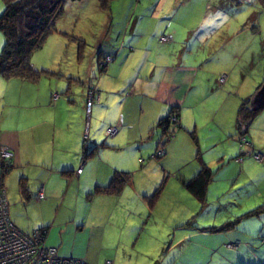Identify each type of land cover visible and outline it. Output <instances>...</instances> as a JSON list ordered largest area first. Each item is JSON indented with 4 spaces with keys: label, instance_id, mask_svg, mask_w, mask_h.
Returning <instances> with one entry per match:
<instances>
[{
    "label": "crops",
    "instance_id": "1",
    "mask_svg": "<svg viewBox=\"0 0 264 264\" xmlns=\"http://www.w3.org/2000/svg\"><path fill=\"white\" fill-rule=\"evenodd\" d=\"M133 1L128 0L130 4ZM167 3L173 4V8L166 9ZM135 4L132 20L126 17L120 21L126 29L124 41L130 45L129 50L124 48L112 54V50L102 53L99 48L95 54L100 67L98 74L91 62L76 75L52 72L36 82L0 77V148L12 152V157L4 162L10 169L2 179L0 176V187L6 192L10 218L26 233L44 229L46 246L55 247L59 256L81 259L87 264L139 263L132 254L140 257L136 249L149 244H143L150 231L145 201L148 205L154 186L152 181L162 179L172 161L177 171L189 166V178L200 169V163L191 159L198 158L197 150L201 152L200 162L211 166L219 162L222 165L244 163L247 157L251 158V152L258 149L262 153L259 162L264 164V108L255 117L262 118L261 129L251 133L254 119L244 133L249 141L246 145L240 141L235 115L231 126H227L224 118L227 116L219 109L211 118L199 115L192 108L196 106L194 88L202 80L198 77L199 64L196 59L188 60L193 51L183 45L193 40L195 46L204 47L202 42L206 41V45L211 42L206 53L211 54L217 45L223 49L235 42L237 32L246 35L250 31L261 37L264 10L255 0L236 10L230 3L223 7L212 0H208V5L205 0H136ZM204 4L207 10L212 6L215 14L197 17L195 8L202 10ZM146 19H150L152 28L162 26L169 36L140 30ZM107 21L111 28L113 18ZM176 23L184 28L179 33L175 30ZM220 29L223 30L218 34ZM217 34L221 41L215 45L214 35ZM163 36L168 40L163 41ZM141 38L150 39L142 49L144 62L131 68L117 63L125 50L128 58L136 52L134 40ZM245 51L253 49L245 48ZM251 54V67L256 59L264 63L261 42L259 54ZM102 56H112L103 70L98 61ZM232 75L233 71L229 70L227 81L222 83L231 94L221 92L225 101L234 100L237 113L241 101L254 94L263 77L250 78L245 90L244 75L236 82ZM218 83L217 80L215 84ZM89 103L90 110L87 109ZM172 107L179 108L182 128L164 145L162 157L156 159L160 157L156 154L160 146L156 125ZM111 127L116 130L108 134ZM189 131L194 132L196 145ZM220 144H226V148H221ZM248 145L250 147H246ZM152 154H156L155 157ZM188 158L192 162H187ZM147 167L155 170L153 174H149ZM114 172L133 176L116 195L94 193L95 187L109 184ZM175 202L174 208L178 210ZM138 205H141L139 211ZM135 214H138L136 218ZM171 218L170 230L182 226L179 211ZM191 223L197 230L198 223L195 220ZM156 228L153 234L157 242L163 239L177 245L182 243V235L174 232L171 238L168 231L159 227L156 231ZM227 238L240 239V236L227 235ZM165 241H161L160 248Z\"/></svg>",
    "mask_w": 264,
    "mask_h": 264
},
{
    "label": "rangeland",
    "instance_id": "2",
    "mask_svg": "<svg viewBox=\"0 0 264 264\" xmlns=\"http://www.w3.org/2000/svg\"><path fill=\"white\" fill-rule=\"evenodd\" d=\"M135 1L130 4L128 0H110L108 9L104 11L99 8L97 0H67L64 6V14L55 24L57 32L51 34L52 36L50 35L51 37L47 39L46 43L33 53L32 66L34 65L37 70L44 69L51 73L76 75L79 70L84 67L87 68L92 62L96 74H98L97 68L100 69V67L95 54L99 48L102 53H105L107 49L112 50V54L124 48L129 50L130 45L124 41L126 29L120 21H124L126 17L127 20H132L136 6ZM143 1L148 2V0ZM181 1L183 2V0ZM203 1L201 0V2ZM213 1L223 7L225 4L230 3L234 6L232 9L236 10L238 7L242 9L243 6L248 5L250 0ZM205 3L208 5V0H205ZM206 5L204 4L205 7H202V10L195 8L197 17L215 14L213 7L210 6L207 10ZM169 8H173V4L167 3L166 9ZM3 10L4 2L0 0V15ZM156 14L157 12H154L153 15L156 16ZM111 17L113 18V24L109 28L107 20ZM149 22L150 19H146L140 30H145V33H156L158 31L161 35L169 36L162 26L156 25L155 28H152ZM212 27L214 29L216 24ZM183 29L181 24L176 23L175 30L177 33ZM222 30L220 29L218 34ZM60 32L67 34V36H63ZM218 34L214 35V44L221 41V36ZM235 35V42H231L223 49H220L217 45V49L215 48L211 54H206L209 52L211 42L208 45H206V41L202 42L204 47L195 46L192 43L193 40L190 43L185 42L183 44L192 48L193 52L188 60L190 62H194L195 59L198 61V77L202 79L198 81L199 86L194 88L196 90V106H192V108L202 117L207 116L206 118H211V115L219 109L224 116H227L224 117L227 126H231L234 115L236 117L235 102L232 98L225 101L221 90H224V94H231V91L227 85L222 86L219 79L224 76L225 81H227L229 70L233 71L232 79L235 82L240 80V76L243 74L245 90L248 89L250 78L253 80L254 77L260 75L264 79V63L262 60L258 61L256 59L255 64L252 67L250 66V59L253 56L251 53L259 54L260 42L264 53V34L260 37L247 31L246 35L243 32H237ZM77 39L84 42L83 47H79L80 42ZM167 40L168 38L164 37V41ZM134 41L137 43L136 52L128 58L125 57L127 51L125 50L116 61L117 63L127 64L131 68L144 62L141 55L142 49L144 43L147 44L150 39L144 40L141 38ZM3 46L4 36L0 32V53ZM245 48H251L253 51L243 52ZM106 57L102 56L98 60L102 68L107 64L104 62ZM109 57L112 60V56ZM225 68H227V71H222ZM217 80H219V83L215 84ZM213 87L214 90H212ZM262 125V118L257 117L250 127L251 133L257 132ZM244 139L245 137H240L241 143L246 145L248 141ZM220 147L226 148V144H220ZM247 147H250V145ZM200 153L197 150L198 158L194 156L191 158L192 161L195 162L196 160L199 163ZM156 154L158 155V153ZM155 155L153 156L155 157ZM250 157H247L244 163H237L236 165L232 163L222 165V162L214 163L211 166L207 165L212 171V182L209 184L211 185L210 192L206 195L204 202L196 200L185 189L184 179L190 177V167L185 166L177 171L175 170L177 165H173L175 161L167 165L166 177L162 176V179L152 181L154 186L149 194L150 198L155 190L160 188L156 199L152 203L148 202V205L145 201V213L149 212L146 219H149L148 227L150 226V231L148 232L149 235L145 236L146 241L143 244H149L136 249L142 256L138 257L132 254V258L139 261L136 264H264V178L260 179L264 176V164L257 161L253 154ZM189 160L190 158L187 162H192ZM150 168L147 167L148 172L153 174L155 170L152 171ZM1 174L2 169L0 166V176ZM249 177H251V180ZM174 201L178 204V210L174 208ZM136 209L139 211L141 205H138ZM178 211L182 226H176L175 230L171 227L170 230L171 217L175 216ZM137 216L138 214H135L134 217ZM194 220L198 223L199 230H196V226L192 225L191 222ZM156 226L159 229L163 228L165 232L168 231L171 238H173L174 232L176 235H182V243L177 245L163 239H159L160 242H157L156 235L153 234ZM200 230L204 231L201 232ZM227 235L240 236V239L235 238L237 241L228 239ZM222 237L223 240H220ZM161 241H165L162 248L159 247ZM227 243L231 246L228 247Z\"/></svg>",
    "mask_w": 264,
    "mask_h": 264
},
{
    "label": "trees",
    "instance_id": "3",
    "mask_svg": "<svg viewBox=\"0 0 264 264\" xmlns=\"http://www.w3.org/2000/svg\"><path fill=\"white\" fill-rule=\"evenodd\" d=\"M66 1L67 0H3L4 10L0 15V32L4 36V46L0 53V76L2 78L5 80L19 79L36 82L42 75L52 74L47 70H37L33 68L31 57L35 51L43 46L51 34L57 32L55 24L64 14ZM97 1L100 9L104 11L108 9V2L110 0ZM255 1L264 10V0ZM60 34L67 36L65 33L60 32ZM77 41L80 42L79 47H83L84 42L80 39H77ZM103 69L104 68L101 70ZM263 86L264 79L256 88L254 94L242 100L239 104L235 123L241 133V137H245L244 133L247 132L252 121L264 108V103H259L255 100L256 95ZM178 118L179 108L172 107L167 116L158 120L156 127L159 129L160 133L159 150L163 149L164 145L172 138L174 133L182 128ZM188 134L196 145L197 141L194 132L189 131ZM244 140H247L246 137ZM256 152H258V150H253L251 155L253 154L254 157ZM161 157L162 156L156 157V159ZM199 163V171L186 180V182L184 181V186L196 200L204 202L208 185L212 180V171L205 163ZM1 169L2 179V175L9 171L10 166L1 165ZM130 180V173L114 172L109 184L103 187H95L94 193L116 195L128 182H130ZM21 189H24L22 184ZM159 191L160 188H157L151 198L148 199L150 203L156 199V195ZM37 230L45 232L44 229Z\"/></svg>",
    "mask_w": 264,
    "mask_h": 264
},
{
    "label": "built area",
    "instance_id": "4",
    "mask_svg": "<svg viewBox=\"0 0 264 264\" xmlns=\"http://www.w3.org/2000/svg\"><path fill=\"white\" fill-rule=\"evenodd\" d=\"M164 39V38H163ZM111 58L107 56L104 62ZM225 77L220 78L224 82ZM89 110V104L88 108ZM113 132V128L108 129ZM12 157V152L5 147L0 148V158L4 162ZM254 158L262 161L261 152H256ZM80 172V169L77 170ZM44 231L35 230L26 233L20 230L10 219L5 191L0 187V264H85L81 259L73 257H61L54 247L42 245ZM234 245V244H232ZM228 247L231 244H227Z\"/></svg>",
    "mask_w": 264,
    "mask_h": 264
},
{
    "label": "bare ground",
    "instance_id": "5",
    "mask_svg": "<svg viewBox=\"0 0 264 264\" xmlns=\"http://www.w3.org/2000/svg\"><path fill=\"white\" fill-rule=\"evenodd\" d=\"M164 37H165V36L162 37V40H163V41H164V39H163ZM93 92H94V90H92V92H91V97H92ZM90 106H91V103H89V110H90ZM111 128H113V132H108V131H107L108 134H113V133L115 132V130H116L115 127H111ZM109 129H110V128H109ZM86 136H87V135H86ZM7 149H8V148H7ZM8 150H9V149H8ZM157 153H158V156H161V155L164 153V150H163V149L158 150ZM261 154H262V153H261ZM80 172H81V168H80ZM80 172H79V173H80ZM3 190H4V189H3ZM5 195H6V192H5ZM6 199H7V196H6ZM7 205H8V202H7ZM8 211H9V207H8ZM9 216H10V214H9ZM10 219H11V218H10ZM42 245H44V247L46 246L44 242L42 243ZM54 248H55V247H54ZM55 249H56V248H55ZM56 252H57V250H56ZM57 254H58V253H57ZM61 257H62V256H61ZM81 261H82L83 263L87 264V263L84 262L83 260H81Z\"/></svg>",
    "mask_w": 264,
    "mask_h": 264
},
{
    "label": "water",
    "instance_id": "6",
    "mask_svg": "<svg viewBox=\"0 0 264 264\" xmlns=\"http://www.w3.org/2000/svg\"><path fill=\"white\" fill-rule=\"evenodd\" d=\"M255 100L259 103H264V86L256 95Z\"/></svg>",
    "mask_w": 264,
    "mask_h": 264
}]
</instances>
